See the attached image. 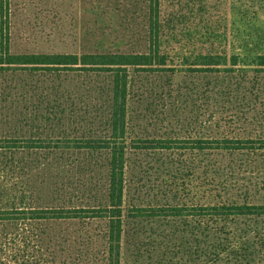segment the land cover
<instances>
[{
    "label": "rangeland",
    "instance_id": "rangeland-1",
    "mask_svg": "<svg viewBox=\"0 0 264 264\" xmlns=\"http://www.w3.org/2000/svg\"><path fill=\"white\" fill-rule=\"evenodd\" d=\"M152 7L150 19L149 0H0V15L8 17L11 54L163 55L154 70H131L128 137L140 147L170 140L173 148L127 150L120 264H262L264 216L212 223L217 234L207 241L201 214L204 204L264 199V150L234 155L260 171L206 180L205 154L174 138H195L211 115L215 132L264 138V0H153ZM203 56L226 65H203ZM76 69L0 68V137L45 139L44 148L0 150V207L105 204L106 151L77 146L106 132L105 77ZM206 89L211 99L231 91L213 114ZM237 226L262 235L250 233L239 249L229 238ZM106 231L105 220L85 219L52 223L48 233L59 257L104 264ZM205 246L222 254L206 257Z\"/></svg>",
    "mask_w": 264,
    "mask_h": 264
},
{
    "label": "trees",
    "instance_id": "trees-1",
    "mask_svg": "<svg viewBox=\"0 0 264 264\" xmlns=\"http://www.w3.org/2000/svg\"><path fill=\"white\" fill-rule=\"evenodd\" d=\"M152 1L149 0L150 19L153 17ZM1 16L0 38L3 51L0 52V68H77L76 70L96 71L103 73L105 84L102 91L106 95L104 100V114L106 116V132L99 137H80L77 146L85 149L105 150V168L108 175V190L106 202L99 207H56V206H26L9 205L0 207V264H79L67 261L59 257L58 241L54 236L49 238L48 230L52 223L59 221H79L85 219H102L107 224V247H105L104 264H120L121 260V237H122V198L124 192V181L126 171V153L128 148H173L168 147L170 140H159L149 147L135 145L140 140H130L128 137V110L131 93V70L148 71L154 70L155 65H164L163 55L157 50H150L147 53H101L85 54H11L9 48V26L7 15ZM151 32V30H150ZM157 35H150V41L154 42L157 48ZM5 46V47H4ZM151 49V48H150ZM207 60L203 65H219L212 59L214 56H203ZM235 59V58H233ZM259 65L264 66V56H259ZM236 61H233L234 66ZM72 70V69H71ZM205 69L204 71H209ZM228 89H230L228 87ZM231 91L224 93L222 98H227ZM209 89L203 94L205 109L210 114L216 112L219 104V97L211 99ZM228 99V98H227ZM229 103L224 101V104ZM212 116L207 117V122L202 131L195 138H174V141L183 144L182 148L201 151L205 154V162L202 170L205 179L210 177L213 180L237 179L249 173V168L255 167L260 171L258 165H251L244 159L236 160L234 155L241 152H255L264 150L263 137H240L235 135L229 127L221 131H213ZM220 128V126H219ZM58 139V138H57ZM56 139V140H57ZM59 140V139H58ZM30 142L27 139L18 137H0V150L2 152L15 153L26 149H39L45 147V139L39 138ZM131 146V147H130ZM147 146V145H144ZM222 158L217 161V158ZM248 169V170H247ZM0 171L5 167L0 165ZM228 190H233L231 187ZM260 202H221L215 205H203L205 218L206 240H210L215 234L211 229L212 223L226 222L230 216L237 218L245 216H264V199ZM209 211H214L211 213ZM216 222H212V221ZM247 230V231H246ZM218 232V230L216 229ZM235 233L229 238L239 249L245 242L250 240V233H261L250 229H241L237 226ZM219 233V232H218ZM226 233L225 235H227ZM205 246L202 253L206 257L220 256L222 253L208 249ZM226 252V251H225ZM232 251L228 252L230 254ZM82 264V263H80ZM243 264V263H237ZM255 264V263H245ZM264 264V263H262Z\"/></svg>",
    "mask_w": 264,
    "mask_h": 264
}]
</instances>
